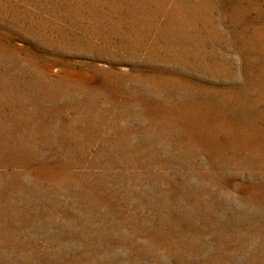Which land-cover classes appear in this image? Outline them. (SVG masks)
<instances>
[{"label": "rangeland", "instance_id": "rangeland-1", "mask_svg": "<svg viewBox=\"0 0 264 264\" xmlns=\"http://www.w3.org/2000/svg\"><path fill=\"white\" fill-rule=\"evenodd\" d=\"M0 264H264V0H0Z\"/></svg>", "mask_w": 264, "mask_h": 264}]
</instances>
